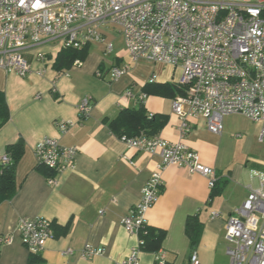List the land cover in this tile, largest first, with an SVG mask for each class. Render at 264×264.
Masks as SVG:
<instances>
[{
    "label": "crops",
    "instance_id": "obj_1",
    "mask_svg": "<svg viewBox=\"0 0 264 264\" xmlns=\"http://www.w3.org/2000/svg\"><path fill=\"white\" fill-rule=\"evenodd\" d=\"M103 31L114 47L109 55L101 44L91 43L79 65L72 63L58 71L53 62L61 46L53 42L25 53L30 71L24 76L0 69V90L9 108V119L0 128V156L7 143L18 138L23 141V153L15 167L16 191L0 202V233L13 235L10 244L0 245V264H27L30 252L15 230L20 217L51 221L53 234L40 252L45 264H115L137 247L138 236L126 230L120 220L138 202L159 156L128 147L110 131L108 122L122 109L137 107L140 102L148 114L167 117L156 136L169 142L182 140L194 149L201 163L214 168V187L219 189L212 195L201 174L174 165L163 168L158 199L146 213L148 225L165 231L158 251L173 264H189L192 251L184 223L188 216L198 214L202 231L193 250L198 264H229L223 237L225 219L246 198L249 188L262 187L264 192L261 124L242 114H228L222 118V132L214 134L207 130L202 116H190V129L181 138L180 119L172 112L171 98L145 95L136 100L124 94L125 90L143 93L142 87L153 73L156 83L173 81L179 69L133 62L121 37L114 30ZM36 53L44 59H37ZM123 64H129L128 73L110 80L108 69ZM97 70L103 71L101 77ZM84 96L92 105L87 116L79 117L77 104ZM57 120L72 124L60 132ZM43 137L57 138L78 149L73 169L47 175L37 168L33 148ZM47 176H54L56 182L49 184ZM211 212L218 215L213 217ZM85 244L102 247L103 253L82 256ZM138 264H157L155 253L139 250Z\"/></svg>",
    "mask_w": 264,
    "mask_h": 264
},
{
    "label": "built area",
    "instance_id": "obj_2",
    "mask_svg": "<svg viewBox=\"0 0 264 264\" xmlns=\"http://www.w3.org/2000/svg\"><path fill=\"white\" fill-rule=\"evenodd\" d=\"M108 27L121 37L133 62L142 60L179 69L173 82L184 87L186 93L171 98V106L180 119L181 138L190 129L188 117L197 115L204 118L209 132L220 134L225 115L242 114L259 122L263 135L264 0H0V69L24 76L30 71L25 53L53 42L74 48L99 43L109 55L114 47L103 33ZM35 56L44 59L41 53ZM80 62L75 60L73 64ZM128 71L129 64L112 66L108 76L116 80ZM95 73L103 75L101 70ZM155 80L153 73L148 82ZM124 94L136 100L146 95L131 90ZM91 105L89 97H82L77 104L78 116H87ZM71 124L67 120L55 122L60 132H66ZM118 138L128 147L159 156L138 202L120 220L129 232L138 236L148 225L146 213L158 199L166 166L201 174L213 188L217 179L214 168L201 163L198 153L182 140L169 142L144 132ZM33 152L37 165L58 173L74 168L78 149L61 144L57 138L43 137L35 143ZM8 161L6 154L0 156L1 163ZM46 178L49 184L56 182L54 176ZM15 230L31 253H40L53 234L51 221L42 217H20ZM223 237L229 264H264L262 187L249 188L246 198L226 217ZM12 241V234L0 233V245ZM138 252L139 244L115 264H138ZM102 253V247L90 244L80 251L85 257ZM155 261L163 264L161 251L155 252ZM189 262L199 263L194 251Z\"/></svg>",
    "mask_w": 264,
    "mask_h": 264
},
{
    "label": "trees",
    "instance_id": "obj_3",
    "mask_svg": "<svg viewBox=\"0 0 264 264\" xmlns=\"http://www.w3.org/2000/svg\"><path fill=\"white\" fill-rule=\"evenodd\" d=\"M88 53V44L81 48L61 47L56 54L53 62V68L63 71L69 68L75 60H84ZM146 95H156L160 97L174 98L176 95H184L185 88L177 85L173 81L162 83L147 82L142 87ZM9 119V108L5 99L4 92L0 90V128ZM167 121L164 114H149L144 105L140 102L137 107L124 108L118 115L108 122L110 131L117 135L134 136L139 132H144L147 136L153 137L158 134ZM23 153V141L18 138L14 142L7 143L4 147V154L9 158L7 163L0 162V202L9 200L16 191L15 167ZM37 168L43 173L49 175L50 170L44 166L37 165ZM47 171V173H46ZM219 191L213 186L212 195ZM202 231V223L198 214L190 215L184 223V232L188 237L189 250L193 251L197 246ZM165 237V231L160 228L146 225L138 233L139 250L146 252H157L161 248ZM27 264H45L40 253H29ZM163 264H173L172 261L164 260ZM190 264V263H189Z\"/></svg>",
    "mask_w": 264,
    "mask_h": 264
},
{
    "label": "rangeland",
    "instance_id": "obj_4",
    "mask_svg": "<svg viewBox=\"0 0 264 264\" xmlns=\"http://www.w3.org/2000/svg\"><path fill=\"white\" fill-rule=\"evenodd\" d=\"M235 1H237V0H235ZM107 29H109V30H114L113 28H111V27H108ZM242 123V126H247L246 124H243V122H241Z\"/></svg>",
    "mask_w": 264,
    "mask_h": 264
}]
</instances>
